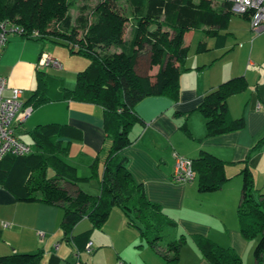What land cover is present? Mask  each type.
Masks as SVG:
<instances>
[{"label": "crops", "instance_id": "0c3cea01", "mask_svg": "<svg viewBox=\"0 0 264 264\" xmlns=\"http://www.w3.org/2000/svg\"><path fill=\"white\" fill-rule=\"evenodd\" d=\"M232 15L225 31L222 30L227 33L225 44L217 46L212 40L211 47L206 38L205 50L198 45L196 54L188 56L187 52L189 58L186 60L192 62L186 63L188 69L179 76L176 99L151 95L136 104L139 121L129 131L130 143L118 153L125 158L126 168L142 186L146 198L175 222L168 233L170 237L186 236L185 243H189L194 254L193 264L209 263L198 255L199 250L190 238L192 234L204 235L222 246L231 247L241 256L242 264H256L253 256L256 240L242 237L236 207L242 186L239 171L254 144L262 138L260 149L251 153L248 165L253 172L254 185L264 190V40L260 37L264 30L254 33L248 17ZM233 19L242 27L245 37L241 46L233 49L235 54L241 55V62L234 70H230L229 65L215 68L218 56L233 48L226 49L228 36L234 37L236 32L229 28ZM198 33L200 41L203 33ZM194 34L190 31L184 35L186 45L189 46L188 40ZM42 52L53 56L61 67L38 65ZM88 63L84 56L69 53L65 46L21 38L14 33L8 35L0 50V74L7 78L8 87L23 90L24 105L32 104L29 99L37 88L39 72L46 83L47 100L32 106L30 115L23 122L14 124L16 135L33 148L30 130L36 125H69L73 131L64 139L69 143L68 153L64 155L68 158L63 156V159L77 168L78 186L88 193L95 187L97 191L92 194H98L102 157L110 145V138L105 137L104 110L95 103L63 97V90L74 87L77 73ZM135 70L140 76H152L157 72L158 66L150 64L148 50L137 54ZM235 76L245 78L246 88L230 95L226 104L229 117L242 118L243 127L220 135H208L205 117L198 106L208 91ZM258 102L261 107H257ZM202 151L224 161L229 177L220 189L212 192L199 191L196 176L189 182H176L172 178L177 156L194 159ZM95 158L98 162L93 172L89 166ZM62 211L61 206L18 200L0 186V255L41 249L44 264L51 256H56L59 264H165L139 229L127 224L125 214L118 207L111 209L101 227H92L87 217L74 226V235L89 231V252L81 238L77 242L80 250L75 243L62 238ZM178 262L183 264L180 259Z\"/></svg>", "mask_w": 264, "mask_h": 264}, {"label": "trees", "instance_id": "16d2710c", "mask_svg": "<svg viewBox=\"0 0 264 264\" xmlns=\"http://www.w3.org/2000/svg\"><path fill=\"white\" fill-rule=\"evenodd\" d=\"M128 2L130 4L123 7L118 0H98L91 18L80 15L76 20L78 23L73 24L71 14L67 12L69 0H0V21L8 20L17 26L18 36L35 41H58L70 53L90 60L77 73L74 87L63 90V97L100 105L104 110L105 137L110 138V145L102 157L98 194L88 193L78 186L77 168L63 159L69 143L64 139L73 130L67 124L58 123L40 124L30 130L31 153L7 154L0 159V186L18 200L61 206L62 238L75 243L78 250L81 249L77 243L80 238L82 245L88 243L89 231L74 235L76 223L87 217L92 227H101L111 209L118 207L125 214L127 224L139 229L165 264H177L186 236L170 237L164 246L161 245L160 241L174 228L175 222L146 198L142 186L126 168L125 158L118 153L131 141L129 131L139 121L135 112L139 101L151 95L177 98L179 76L188 69V45L184 35L190 31L203 33L197 49L199 45L205 50L204 39L210 37L221 46L227 36L222 30L233 13L228 0H221L216 6L212 0ZM128 22V37L124 39V27ZM34 31L37 32L35 37L32 36ZM112 48L118 51L112 52ZM146 50L150 53V64L159 67L152 76H140L135 70L137 54ZM40 74L37 88L29 99L31 107L47 100L46 83ZM245 88V78L235 76L204 95L198 109L205 117L208 135H220L243 127L242 118L229 117L226 102L230 95ZM262 141L263 138L254 144L239 171L242 186L236 207L242 237L256 240L253 248L256 264H262L264 250V190L254 185L248 160L251 153L260 149ZM191 160L199 191L218 190L229 179L224 161L216 155L202 151ZM97 162L95 158L90 163L93 172ZM190 238L209 264H242L241 256L231 247L222 246L204 235L192 234ZM42 255L41 249L0 255V264H40ZM59 262L56 256H51L47 264Z\"/></svg>", "mask_w": 264, "mask_h": 264}, {"label": "built area", "instance_id": "2783aa9c", "mask_svg": "<svg viewBox=\"0 0 264 264\" xmlns=\"http://www.w3.org/2000/svg\"><path fill=\"white\" fill-rule=\"evenodd\" d=\"M230 11L235 15H247L254 33L264 30V0H228ZM19 29L8 20L0 21V50L5 46L10 33L17 34ZM32 36H37L34 31ZM40 66L61 67L58 60L46 52L40 54ZM23 90L7 86V78L0 74V159L7 154L27 155L32 147L21 140L14 131V124L23 122L31 113L32 107L23 104ZM261 107V103H257ZM192 160L177 156L174 162L172 178L176 182H189L193 179ZM90 251V244H86ZM123 264V263H120Z\"/></svg>", "mask_w": 264, "mask_h": 264}, {"label": "rangeland", "instance_id": "374dc122", "mask_svg": "<svg viewBox=\"0 0 264 264\" xmlns=\"http://www.w3.org/2000/svg\"><path fill=\"white\" fill-rule=\"evenodd\" d=\"M69 1L71 2V4L69 3L70 6H69V9L67 10V12H69L71 14L72 22H73V24H75V23H78L76 20L78 19V17L80 15L89 16L91 18V11L96 6L98 0H69ZM118 2L123 7H126V6H128L130 4L128 2V0H118ZM219 3H221V0H212V4L214 6H216ZM232 16L236 18V16L234 14ZM237 16H239V15H237ZM236 22L237 21H235L233 19V22L229 26L230 29L234 28L236 32L234 33V35H235L234 37L232 35L228 36V41H227V45H226V49H229L231 47H233V48H231V50H228L226 53H224L223 56H221V57L218 56V60H216V63L214 64L215 68H221L222 69V68L226 67V65H229L230 70H234L237 67V65L241 62V58H242L241 55L235 54L233 52V49L239 48V46H241L240 42L243 41V39L245 37L242 35V33H243L242 30H241L242 27L239 24H237ZM124 29L125 30H124V33H123V37L125 39V38L128 37L129 22L125 24ZM223 31H225V30H223ZM260 37L264 40V32H262ZM187 38H189V36ZM207 39H209V46L212 47L213 46L212 45V43H213L212 37L207 38ZM44 41L46 43L57 45L59 47H64L65 46L62 43L58 42V41H51V40H44ZM188 41H189L188 56H190V54H192V53L196 54L195 49H196V46H197L198 41H199V33H198V31H195V34H194L193 38L192 39L190 38ZM207 45H208V43H207ZM67 50L70 53L68 48H67ZM111 51L112 52L118 51V49L112 48ZM212 51L214 52L213 49H212ZM84 58L88 59L87 57H84ZM187 58H189V57H187ZM190 60L189 59L186 60V63H191L192 61L190 62ZM237 75H241V74H237ZM75 82H76V78H75ZM75 82H74V85H75ZM25 138H26V140L29 141V138H27V137H25ZM108 140H109V138L106 141H108ZM67 158L64 156V159H67ZM82 185H84V187H88L89 188V185H85V183H82ZM92 191L96 192L97 189L94 187V190L92 189ZM93 192H90V193H93ZM169 238H170V235L167 234L165 239L160 241V243H162L161 245L164 246L166 240H168ZM188 244L185 243L183 245L182 249H181V252H180L181 253L180 254V262L183 263V264H193L192 259H194V254L191 253V249H190V246ZM199 254H200V252L198 251V255ZM41 264H44V262L41 261Z\"/></svg>", "mask_w": 264, "mask_h": 264}]
</instances>
